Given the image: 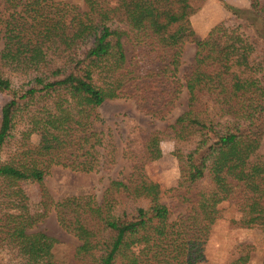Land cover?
<instances>
[{"label": "trees", "instance_id": "trees-1", "mask_svg": "<svg viewBox=\"0 0 264 264\" xmlns=\"http://www.w3.org/2000/svg\"><path fill=\"white\" fill-rule=\"evenodd\" d=\"M0 247L17 264H59L56 239L28 231L34 214L20 185L41 183L53 165L78 172H109L117 145L97 112L108 99L132 98L153 119L171 113L185 87L187 107L169 126L181 180L176 196L189 206L170 220L160 186L135 163L127 177L110 179L100 203L72 195L54 204L59 225L80 242L69 264H195L205 259L221 204L249 210L247 226L264 234V0H249L250 23L214 25L198 38L189 17L192 0H83V7L57 0H1ZM118 20L119 29L109 22ZM139 55L127 58L123 38ZM186 41L195 43L194 64L181 81ZM152 52V59L150 53ZM23 122L17 158L2 160ZM33 136L37 142L29 141ZM192 139V140H191ZM162 156L157 132L143 145L147 161ZM264 243V235H263ZM239 255L230 264H247ZM262 264H264V256Z\"/></svg>", "mask_w": 264, "mask_h": 264}, {"label": "rangeland", "instance_id": "rangeland-1", "mask_svg": "<svg viewBox=\"0 0 264 264\" xmlns=\"http://www.w3.org/2000/svg\"><path fill=\"white\" fill-rule=\"evenodd\" d=\"M83 7V0H57ZM115 5V0L108 1ZM194 12L189 20L196 37L203 38L216 24L223 23L228 29L250 23L255 16L249 10V0H192ZM7 12L0 0V18L5 17ZM111 29H119L122 24L118 20L109 22ZM127 58L139 55L132 41L126 37L123 39ZM195 43L186 41L182 48L178 77L184 81L194 64ZM152 52L150 53V58ZM152 59V58H151ZM3 76H9L13 84L17 85L18 76L10 74L6 69H1ZM7 95L0 93V108L6 101ZM187 107V91L183 87L170 114L163 120L153 119L138 109L132 98L108 99L97 108V112L104 120V124L111 128L117 145L116 164L109 172H78L72 171L60 165H53L44 176L41 183L31 180H23L20 185L29 198V209L34 214H40L44 210L42 190L48 199V208L45 215L36 222L28 231L44 232L54 237L56 244L53 254L59 264H69L72 261L75 248L80 244L79 240L71 233L63 229L56 218L54 204L63 198L72 195H91L94 201L100 203L103 190L110 179L127 177L132 166L142 164L147 177L157 182L160 186V200L171 211L170 220L179 214H184L190 205L181 203L176 196V189L181 180V165L176 155V150L185 153L191 141H179L176 144L170 125L176 117ZM23 122L18 123L16 139L6 144L1 152L2 160L17 158L20 144V133ZM157 132L162 149V156L153 161H147L143 157V145L150 133ZM192 140V139H191ZM29 141L37 142L33 136ZM258 156L264 159V139ZM222 216L212 226L208 241L205 245V259L195 264H230L239 255L247 253V264H262L264 256L263 233L259 227L247 226L249 210L238 207L231 202L221 204ZM0 264H17V258L6 248L0 247Z\"/></svg>", "mask_w": 264, "mask_h": 264}]
</instances>
